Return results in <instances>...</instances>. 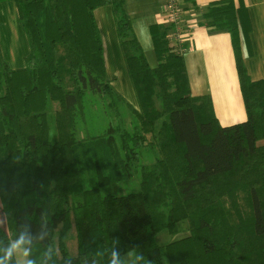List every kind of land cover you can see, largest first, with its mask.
I'll return each mask as SVG.
<instances>
[{
	"label": "trees",
	"instance_id": "obj_1",
	"mask_svg": "<svg viewBox=\"0 0 264 264\" xmlns=\"http://www.w3.org/2000/svg\"><path fill=\"white\" fill-rule=\"evenodd\" d=\"M4 1L16 3L31 55L14 70L0 48V204L9 227L0 225V241L28 224L46 231L49 264H91L87 253L114 246L122 255L135 248L150 264H264V82L245 68V9L228 0L203 16L207 28L232 36L248 114L223 127L210 96H192L167 27L152 28L159 66L150 67L132 37L125 0ZM107 5L138 108L107 76L94 16ZM89 93L113 119L104 132L79 139ZM122 107L135 119L131 128ZM134 175L138 192L103 194ZM73 220L77 256L66 243ZM180 231L187 236L175 241ZM43 252L37 246L35 255Z\"/></svg>",
	"mask_w": 264,
	"mask_h": 264
},
{
	"label": "crops",
	"instance_id": "obj_2",
	"mask_svg": "<svg viewBox=\"0 0 264 264\" xmlns=\"http://www.w3.org/2000/svg\"><path fill=\"white\" fill-rule=\"evenodd\" d=\"M226 1L180 0L183 22L179 33L165 23L166 0H125L124 8L131 21L132 37L140 43L150 67L159 66L152 28L167 27L170 47L185 59L192 96H210L220 125L230 127L248 120L232 36L207 28L203 18L211 5ZM232 1L236 8L243 7L248 17L249 32L247 36L241 34L246 71L252 81L264 82V0ZM94 16L104 46L107 76L117 92L138 108L113 8L100 7ZM0 48L12 69L26 67L31 48L14 1L0 2Z\"/></svg>",
	"mask_w": 264,
	"mask_h": 264
},
{
	"label": "clouds",
	"instance_id": "obj_3",
	"mask_svg": "<svg viewBox=\"0 0 264 264\" xmlns=\"http://www.w3.org/2000/svg\"><path fill=\"white\" fill-rule=\"evenodd\" d=\"M46 237L47 233L43 228L34 233L30 225H20L6 244L0 241V264H49L53 249L45 244ZM40 245L44 246V252L42 256H37L35 251ZM87 258L91 260V264H135L137 260L145 261L143 254L135 248H129L122 255L115 246L110 251L89 252ZM145 264L150 262L145 261Z\"/></svg>",
	"mask_w": 264,
	"mask_h": 264
},
{
	"label": "rangeland",
	"instance_id": "obj_4",
	"mask_svg": "<svg viewBox=\"0 0 264 264\" xmlns=\"http://www.w3.org/2000/svg\"><path fill=\"white\" fill-rule=\"evenodd\" d=\"M7 62V61H6ZM27 62V60H26ZM9 64V63H8ZM10 65V64H9ZM11 67V66H10ZM12 68V67H11ZM91 93L88 94L85 100L86 113L88 116L87 123H81L79 127V139L84 138L87 135H96L101 132H104L108 127L109 122L113 119L112 114L106 109L105 105L98 100H95ZM121 112L124 115V119L126 120V124L128 128H131V123L135 121L132 114L127 111L125 107L121 108ZM52 132H55V126L52 124ZM55 137V134H53ZM152 158L149 155L143 158L144 165H150L152 163ZM155 162V161H154ZM139 175H134L132 180H128L119 184H114L103 189V194H115L118 196H124L131 193L138 192L140 190V180ZM74 218V217H73ZM0 225L6 230H9L7 217L5 216L4 211L2 210V205L0 204ZM184 224L181 225V228ZM167 235L166 233H164ZM164 234L160 236V243H164ZM187 235H183L180 233L174 236V240H181L185 238ZM66 243L68 250L71 256H77L78 254V244H77V230L75 227V222L73 220L72 227L68 232L66 237ZM165 262H167V258H165ZM137 264V261L135 262Z\"/></svg>",
	"mask_w": 264,
	"mask_h": 264
},
{
	"label": "built area",
	"instance_id": "obj_5",
	"mask_svg": "<svg viewBox=\"0 0 264 264\" xmlns=\"http://www.w3.org/2000/svg\"><path fill=\"white\" fill-rule=\"evenodd\" d=\"M164 12L166 14L165 23L174 27L176 33H179L183 22V11L180 6V0H166L164 5Z\"/></svg>",
	"mask_w": 264,
	"mask_h": 264
},
{
	"label": "bare ground",
	"instance_id": "obj_6",
	"mask_svg": "<svg viewBox=\"0 0 264 264\" xmlns=\"http://www.w3.org/2000/svg\"><path fill=\"white\" fill-rule=\"evenodd\" d=\"M124 80V79H123ZM125 84H126V82H125ZM125 84L123 83V85L125 86Z\"/></svg>",
	"mask_w": 264,
	"mask_h": 264
}]
</instances>
